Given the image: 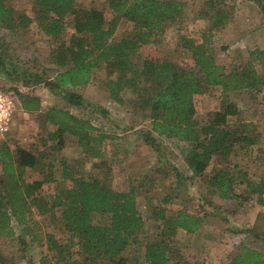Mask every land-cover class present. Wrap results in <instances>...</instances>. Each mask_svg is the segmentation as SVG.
<instances>
[{
	"label": "rangeland",
	"instance_id": "1",
	"mask_svg": "<svg viewBox=\"0 0 264 264\" xmlns=\"http://www.w3.org/2000/svg\"><path fill=\"white\" fill-rule=\"evenodd\" d=\"M182 1L185 2L183 16L169 22L163 31L155 35L160 42L142 46L141 51L134 54L136 68L141 70L149 56L169 59L176 65L191 63L193 55L186 39L202 41L204 38L209 41L216 60L227 70L244 64L248 52L256 48L247 47L246 51L235 49L233 44L237 37L234 25L231 29L211 31L203 20H194L195 0ZM206 1L197 0L200 5L204 3L203 8ZM256 1L224 0V5L235 16L243 11L246 14L243 18L256 19L252 14L256 13ZM258 1L263 21L264 0ZM7 4L15 16V23L19 24L25 16L29 18V26L27 29L9 28L0 22V58L4 63L0 67V85L7 91L16 87L23 93L39 96L41 108L33 112L16 110L10 131L0 142L14 150L17 146L27 148L38 155L37 166L27 170L29 179H41L43 174L40 170L44 164L46 170L53 169L55 180L42 186L47 200L52 202L61 189L72 185L69 179L62 177L63 162H67L87 179L95 178L117 191L136 192L145 224L124 252L127 264H148L145 258L146 243L161 238L166 218L175 216L180 210L195 215L200 226L195 232L178 229L173 237V258L168 264H229L244 247L262 252L264 260V204L260 203V197L264 199V191L253 192L255 184L264 182V82L256 89L226 94L220 86H213L195 96L196 119L202 124L211 112L221 108L222 100L227 98L238 108V114L228 118L229 127L237 121L251 122L258 140L247 148L236 144L229 155H216L203 177H196L186 161V142L156 134L161 146L158 152L143 139V133L152 126L148 100L153 96V84L148 76L120 72L121 77L130 78L116 97H120L121 101L111 96L108 81L114 79L116 74L110 76L105 63L95 70L89 84L77 88L66 86L59 90L50 89L47 81L71 65L68 48L76 34L74 16L67 17L61 35L50 36L41 29L43 14L35 1L7 0ZM77 5L102 10L108 22L114 16L110 0H77ZM238 20H241L240 16ZM261 21L251 20L249 23L254 27ZM133 33L134 23L122 18L114 40ZM244 37L247 43L250 35ZM61 61H66L65 67ZM66 91L82 94L84 103L78 106L70 104ZM50 107L68 109L79 117L91 120L100 130L117 136L115 140L109 138L106 141V153L110 156L117 149L119 160L109 157L107 163L101 164L99 160L85 157L77 138L72 135H67L65 145L60 150H51L49 145L42 146L41 138L47 137L48 131L56 129L46 120L45 113ZM46 164L50 166L47 168ZM221 169L228 170L235 178L234 191L228 197L220 196L208 182V178ZM60 210L61 206H56L57 215ZM36 217L40 221L37 230L39 238L33 240L27 237L25 247L17 236L0 237V250L12 264H41V258L49 254L46 235L58 233L62 224L53 223L48 216ZM92 221L94 224H109L111 214L94 213ZM74 251L82 252L77 239ZM96 264H108V261L97 259Z\"/></svg>",
	"mask_w": 264,
	"mask_h": 264
},
{
	"label": "trees",
	"instance_id": "2",
	"mask_svg": "<svg viewBox=\"0 0 264 264\" xmlns=\"http://www.w3.org/2000/svg\"><path fill=\"white\" fill-rule=\"evenodd\" d=\"M33 1L43 14L41 29L47 35H61L67 17L74 16L76 34L68 48L71 65L47 81L50 89L86 85L103 63L107 65L110 76L116 74L108 81L113 98L119 96L125 82L130 79L121 77L120 72L148 76L153 84V96L148 100L152 126L143 133V139L158 152L161 146L156 134L186 142V161L196 177H203L216 155L231 154L236 144L247 148L257 143V134L251 122L237 121L229 127V116L238 114L235 103L224 98L221 108L211 112L202 124L196 119L195 96L213 86H220L224 94L258 88L264 82V50H250L245 63L229 71L216 60L206 38L202 41L186 39L193 62L176 65L169 59L149 56L142 69L138 70L133 62L134 54L144 45L160 42L155 35L163 31L169 22L183 16L184 1L110 0L114 16L109 22L102 10L78 7L77 0ZM224 3V0L205 2L203 13L211 16L216 30H220L231 15L230 8ZM122 18L134 23V33L114 40ZM0 22L9 28L27 29L29 26V18L25 16L19 24L15 23L7 0H0ZM66 61H61L63 67ZM3 64L0 58V67ZM8 92L15 111L40 110L39 96L23 93L16 87L9 88ZM66 96L70 104L78 106L84 103V96L80 93L66 91ZM116 99L121 101L120 97ZM45 115L56 129L41 138L42 146L49 145L51 150H60L65 145L66 136L72 135L77 138L85 157L99 160L101 164L107 163L109 157L119 160L117 149L110 156L106 153V141L109 138L115 140L117 136L100 130L91 120L56 107H50ZM0 164V237L17 236L25 247L27 237L33 240L39 238L37 230L40 221L36 216H48L53 223L61 222L62 225L58 233L46 235L49 254L41 258V264H96L97 259L107 260L108 264H127L124 252L145 224L134 190L117 191L95 178H85L77 168L63 162L62 177L69 179L72 185L61 189L51 202L42 193V186L55 180L53 169L46 170L44 164L40 170L43 174L41 179L27 177L28 168L37 166L38 155L27 148L17 146L14 150L0 142ZM46 165L47 168L50 166ZM234 180V175L226 169L218 170L208 178L210 187L217 189L222 197L233 193ZM253 189L255 193L264 191V182L255 184ZM260 203L264 204L261 197ZM58 205L61 206L59 215L56 211ZM94 213L111 214L110 223L94 224ZM199 226L197 217L184 210L167 217L162 237L146 243L147 263L168 264L173 258V237L178 229L195 232ZM64 237L66 240H63ZM76 239L82 247L80 254L74 251ZM262 260V252L244 247L229 264H261ZM0 264H12L1 250Z\"/></svg>",
	"mask_w": 264,
	"mask_h": 264
},
{
	"label": "crops",
	"instance_id": "3",
	"mask_svg": "<svg viewBox=\"0 0 264 264\" xmlns=\"http://www.w3.org/2000/svg\"><path fill=\"white\" fill-rule=\"evenodd\" d=\"M195 3V11L193 12V18L194 20H203V23H206L207 25V29H213L214 31H216V29L213 26V21L211 19V16L208 15H204L205 11L203 8L204 3L202 2L201 5L198 4L197 0L194 1ZM256 5V13H252L256 19H249L248 17L243 18V16H246L245 12H240V15L236 16L231 13L230 17L228 18V21L226 22V24L224 26H222V28H220L221 30H225V29H231L232 25H234V31L236 33V39L234 41V46L235 49H238L240 51H246L245 49L248 47L249 49H253V48H257L260 47L262 49H264V20L261 21V16L260 14H263V12L260 9V2L257 0L256 2H254V7ZM197 7H199L197 9ZM204 11V13H203ZM239 16L241 18V20L239 19ZM260 17V18H259ZM261 21V24L255 25L254 27L250 24V21ZM250 22V23H249ZM248 27V29H247ZM219 31V30H217ZM228 31V30H227ZM254 33L256 34V36H254ZM116 34V33H115ZM250 35V38L248 40V42L246 43L245 40L246 38L244 37V35ZM238 35V36H237ZM145 46V45H144ZM141 51V48L138 50L137 53H139ZM89 84V83H88ZM83 86V85H81ZM80 87V86H78ZM77 88V87H76ZM151 129V128H150ZM149 129V130H150ZM67 137V136H66ZM67 145V142H66ZM82 151V150H81Z\"/></svg>",
	"mask_w": 264,
	"mask_h": 264
},
{
	"label": "built area",
	"instance_id": "4",
	"mask_svg": "<svg viewBox=\"0 0 264 264\" xmlns=\"http://www.w3.org/2000/svg\"><path fill=\"white\" fill-rule=\"evenodd\" d=\"M14 112L9 92L0 85V139L10 131Z\"/></svg>",
	"mask_w": 264,
	"mask_h": 264
}]
</instances>
